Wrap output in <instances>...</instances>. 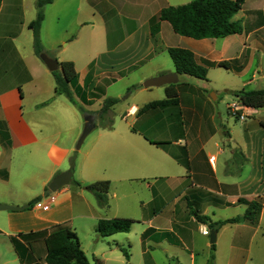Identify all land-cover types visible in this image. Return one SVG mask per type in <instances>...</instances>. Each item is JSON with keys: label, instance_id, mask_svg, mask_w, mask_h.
I'll return each instance as SVG.
<instances>
[{"label": "crops", "instance_id": "obj_1", "mask_svg": "<svg viewBox=\"0 0 264 264\" xmlns=\"http://www.w3.org/2000/svg\"><path fill=\"white\" fill-rule=\"evenodd\" d=\"M36 1H30L35 9ZM190 1L46 5L40 37L58 65L73 63L69 100L56 93L52 72L34 53L27 31L34 16L17 20L25 0H0V205L40 199L30 209L0 211V264H45L43 241L57 228L72 230L85 255L104 264H154L158 256L173 264H207L210 257L235 264L243 252L245 264H260L252 242L264 239V107H244L238 126L227 109L240 102L237 92L264 89V0H246L233 16L239 34L195 40L165 21L152 32L163 8ZM48 26L52 33L42 34ZM169 48L190 51L206 78L177 74ZM221 62L228 69L218 67ZM171 73L178 75L177 104L145 108L165 100L167 86L145 89L142 83ZM108 98L117 100L108 113L111 127L99 119ZM86 116L95 127L76 150ZM68 171L80 186L49 192L51 180ZM99 181L109 182L106 207L84 189ZM252 201L261 206L256 223L220 227L212 248L202 234L208 225L197 217L243 216ZM114 218L135 223L105 242L97 224Z\"/></svg>", "mask_w": 264, "mask_h": 264}, {"label": "trees", "instance_id": "obj_2", "mask_svg": "<svg viewBox=\"0 0 264 264\" xmlns=\"http://www.w3.org/2000/svg\"><path fill=\"white\" fill-rule=\"evenodd\" d=\"M246 0H192L187 4L163 8L158 15L152 20V32H155L157 25L161 21L168 22L173 31L182 36L195 40L201 39H219L231 35L239 34L242 31L239 22L233 20V16L241 9ZM53 0L36 1V18L28 24V28L33 33V50L35 55L40 58L44 54L40 42L39 30L43 20V7L51 4ZM154 25V27H153ZM172 60L175 71L179 75L205 79L206 69L195 63L193 54L190 51L180 48H169L167 50ZM62 72H52L55 81V91L57 94L64 95L67 99H72L69 84L76 78V73L72 62H62L59 64ZM218 67L228 69L229 64L221 62ZM240 103L247 108L259 109L264 107V89L256 91H239L236 94ZM166 99L152 102L145 108L166 106L177 104V91L174 85L165 88ZM117 100L108 98L104 100L102 109L99 112L100 122L105 127H111L112 120L108 113ZM73 158L71 159V165ZM74 185L80 186L73 181ZM108 181H99L84 186V189L90 192L96 199L98 206H107ZM40 199L32 200L27 208H32ZM261 206L255 201L247 203V210L243 216H237L232 219L218 222H210L206 217H197L198 221L208 225L209 230L217 231L226 224H238L249 222L255 224L260 212ZM134 220L128 218H114L110 220H100L97 224L96 232L102 238L109 237L116 233H127ZM19 235L18 237L26 238L35 236ZM14 248L18 253L19 244L15 238H12ZM45 247V264H90L88 258L80 247L77 235L68 228H57L50 231L44 238ZM212 248L214 245L211 246ZM123 256L127 260L128 253L121 249ZM213 260V257H211ZM39 264V263H33Z\"/></svg>", "mask_w": 264, "mask_h": 264}, {"label": "rangeland", "instance_id": "obj_3", "mask_svg": "<svg viewBox=\"0 0 264 264\" xmlns=\"http://www.w3.org/2000/svg\"><path fill=\"white\" fill-rule=\"evenodd\" d=\"M30 1L31 0H25V2H24V5H22L21 7L19 6L18 7V10H17V12H16V15L17 16H19V18L17 19V20H27L28 18H29V15L31 14V17H32V15L34 16L33 17V20H35V18H36V13L34 14V12L37 10V9H35L34 7L35 6H33L32 4H30ZM180 1H184V0H179V2ZM173 3H178V1H174ZM8 5V3L6 4V6ZM36 5V4H35ZM45 7V6H44ZM43 7V8H44ZM2 14H4V15H6V10L2 13ZM3 16V15H2ZM43 18H44V14H43ZM46 25H47V21H46V23H45ZM27 31L30 33V34H32V46H33V33H32V30H28L27 29ZM52 27H50V26H48V28L46 27L45 29H44V32L42 31V34H51L52 33ZM40 30H39V36H40ZM40 42H41V45H42V48H43V52H44V54L48 57V58H50V59H53V60H57V58H55V55L53 54V53H51V52H46L45 50L46 49H48L47 47H46V45L44 44V43H46V40H41V37H40ZM57 62V61H56ZM60 64V63H59ZM60 67V66H59ZM222 71H224L223 69H221ZM218 70H215L214 72H217ZM221 72V71H220ZM212 74H214V73H212ZM53 76V75H52ZM162 88H164V87H162ZM223 95H225L224 93H222ZM229 98H230V96H229ZM228 110V109H227ZM227 116H228V118L231 120V122L233 123V124H235V125H237L238 126V124H239V119H238V116L236 115H233V114H231L230 112H229V110H228V113H227ZM82 130H83V127H82V129H81V131H80V135H79V137L81 136V133H82ZM79 137H78V139H79ZM78 139H77V142H78ZM77 142H76V144H77ZM75 147H76V145H75ZM69 184H73V180H71V182L69 183ZM68 184V185H69ZM67 186V185H66ZM65 187V186H64ZM208 229H209V227H208ZM210 231V230H209ZM103 240L105 241V242H107L108 241V239L107 238H103ZM253 241V240H252ZM110 243H111V241H110ZM111 245H112V243H111ZM127 249V248H126ZM87 258H88V260H89V263L90 264H104V263H102V262H99L97 259H94L92 256H91V254H89V252H88V254H87V256H86ZM252 257H254V261H258L257 263H260V264H264V239L263 238H261L259 235L254 239V241L252 242ZM237 261H236V263L235 264H245V261H246V255H245V252H243L242 254H241V257H237V259H236ZM217 264H225V261H224V259L223 258H221V260L220 261H218V262H216ZM215 263V261H214V259L213 260H211V257H210V259L208 260V262H207V264H216ZM105 264H138V262L136 261V259L133 261V262H126V261H124L123 259H113L111 262H107V263H105ZM154 264H173V263H169V262H166V260L164 259V258H162V257H155V262H154Z\"/></svg>", "mask_w": 264, "mask_h": 264}, {"label": "water", "instance_id": "obj_4", "mask_svg": "<svg viewBox=\"0 0 264 264\" xmlns=\"http://www.w3.org/2000/svg\"><path fill=\"white\" fill-rule=\"evenodd\" d=\"M40 60L46 66L48 71L50 72H62L61 68L59 67L58 63L48 58L45 54L40 55ZM178 82V75L176 73L171 74H164L161 76L149 78L142 83V88H159L163 86L174 85ZM95 127L94 119L92 116H86L84 118V127L81 133V136L78 139L75 149L78 150L81 146L85 137L93 130ZM72 173L70 171L63 172L56 177H54L48 185V190L51 193L57 192L62 187L68 185L71 182ZM27 206H8V205H0V211H21L26 209ZM209 243L214 245L216 242V231L211 230L209 231Z\"/></svg>", "mask_w": 264, "mask_h": 264}, {"label": "built area", "instance_id": "obj_5", "mask_svg": "<svg viewBox=\"0 0 264 264\" xmlns=\"http://www.w3.org/2000/svg\"><path fill=\"white\" fill-rule=\"evenodd\" d=\"M244 106L240 102L232 103L228 105V110L231 114L237 115L239 120H244L245 115L243 114ZM202 234L205 236L209 235V230L203 229Z\"/></svg>", "mask_w": 264, "mask_h": 264}]
</instances>
